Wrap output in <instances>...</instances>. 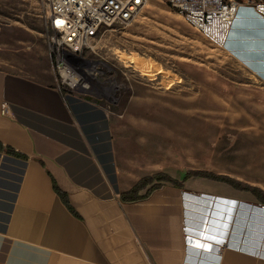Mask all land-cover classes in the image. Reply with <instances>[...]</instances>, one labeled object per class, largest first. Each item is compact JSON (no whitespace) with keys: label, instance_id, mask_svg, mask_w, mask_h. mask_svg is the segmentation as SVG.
<instances>
[{"label":"crops","instance_id":"crops-1","mask_svg":"<svg viewBox=\"0 0 264 264\" xmlns=\"http://www.w3.org/2000/svg\"><path fill=\"white\" fill-rule=\"evenodd\" d=\"M224 46L264 89V17L252 5L239 6ZM0 140L21 153L0 149V264H264V205L249 192L220 182L226 192L209 199L165 185L123 202L154 172L121 153V119L104 102L56 77L0 68Z\"/></svg>","mask_w":264,"mask_h":264},{"label":"rangeland","instance_id":"rangeland-1","mask_svg":"<svg viewBox=\"0 0 264 264\" xmlns=\"http://www.w3.org/2000/svg\"><path fill=\"white\" fill-rule=\"evenodd\" d=\"M48 4L0 0V68L59 81ZM94 45L96 53L86 54L103 68L110 96L97 98L121 119V153L141 157L154 173L182 178L205 170L264 185V89L227 46L165 0H149L133 20L105 28ZM120 52L153 58L172 73L141 74L119 60ZM217 183L192 177L184 190L215 199L209 195L226 192Z\"/></svg>","mask_w":264,"mask_h":264},{"label":"built area","instance_id":"built-area-1","mask_svg":"<svg viewBox=\"0 0 264 264\" xmlns=\"http://www.w3.org/2000/svg\"><path fill=\"white\" fill-rule=\"evenodd\" d=\"M50 52L60 84L95 99H110L103 68L86 52L107 27L131 21L149 0H48ZM205 37L224 46L240 5H252L264 17V0H165ZM98 97V98H97ZM100 100V99H98ZM107 111H111L106 104ZM264 207V206H263Z\"/></svg>","mask_w":264,"mask_h":264},{"label":"trees","instance_id":"trees-1","mask_svg":"<svg viewBox=\"0 0 264 264\" xmlns=\"http://www.w3.org/2000/svg\"><path fill=\"white\" fill-rule=\"evenodd\" d=\"M0 149L14 154H21L16 151L11 145H4L0 140ZM192 177L205 178L217 182L225 183L237 190L245 191L251 193L258 202L264 205V189L259 186L251 185L241 180L235 179L229 175L217 174L211 171L205 170H190L187 171L182 178H177L165 171H159L151 175H146L141 177L133 187L127 191H123L120 195L123 202H134L149 198L152 193L165 185H171L178 188H184L186 182ZM55 189L61 196L63 202L76 213L74 207L71 205L67 193L55 186Z\"/></svg>","mask_w":264,"mask_h":264},{"label":"bare ground","instance_id":"bare-ground-1","mask_svg":"<svg viewBox=\"0 0 264 264\" xmlns=\"http://www.w3.org/2000/svg\"><path fill=\"white\" fill-rule=\"evenodd\" d=\"M117 55L120 61L126 64L131 63L137 70L141 72V74L147 76H154L155 73H160L161 75L167 77L172 73L170 70L163 68L162 65L155 59L143 56L138 53L131 54L128 52H120Z\"/></svg>","mask_w":264,"mask_h":264}]
</instances>
